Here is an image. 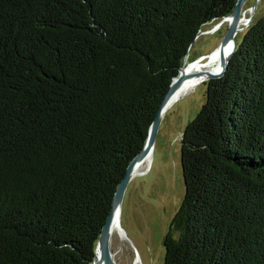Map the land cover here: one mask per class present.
<instances>
[{
    "label": "trees",
    "instance_id": "trees-1",
    "mask_svg": "<svg viewBox=\"0 0 264 264\" xmlns=\"http://www.w3.org/2000/svg\"><path fill=\"white\" fill-rule=\"evenodd\" d=\"M235 3L0 0V264L91 263L172 78ZM204 84L163 264H264V12Z\"/></svg>",
    "mask_w": 264,
    "mask_h": 264
},
{
    "label": "rangeland",
    "instance_id": "rangeland-1",
    "mask_svg": "<svg viewBox=\"0 0 264 264\" xmlns=\"http://www.w3.org/2000/svg\"><path fill=\"white\" fill-rule=\"evenodd\" d=\"M253 2L246 0L243 5L246 19L240 24L243 28L235 34L236 43L252 19L264 12V0H257L252 13ZM216 24L211 22L202 27L192 44L187 64L197 60L206 62L209 54L218 47L228 22L224 21L221 26ZM206 80L189 87L169 104L159 122L149 160L126 187L119 230L110 237L115 264H163L162 240L184 193L180 164L181 134L205 100Z\"/></svg>",
    "mask_w": 264,
    "mask_h": 264
},
{
    "label": "water",
    "instance_id": "water-1",
    "mask_svg": "<svg viewBox=\"0 0 264 264\" xmlns=\"http://www.w3.org/2000/svg\"><path fill=\"white\" fill-rule=\"evenodd\" d=\"M245 2H246V0H236L234 8L230 12V14L228 16L222 18L216 24V26H218L221 23H223L224 21L228 22L226 31H225L218 47L215 50H217V49L222 50L223 47L225 46V44L228 43L229 41H233V47H232L229 55L226 58H224L221 55L222 66L217 73L200 72V73L207 74V78H206L207 80L222 77L224 75L226 69H227L228 62H229L232 54L234 53V51L236 50V47H237V43L235 41V34L241 28H243V27H239V26L241 23V19L243 18L242 8H243V5L245 4ZM256 6H257V0H254L253 6H252V13L256 9ZM250 19L251 18H249L248 21ZM246 25L247 24L245 23V26ZM200 58H204V57L201 56ZM184 63H185V61L183 62V65L179 67L177 75H175L172 78L170 87L167 90L166 94L164 95L163 99L161 100V102L159 104V107L156 111V114H155L152 122L149 125L147 136L145 138V141H144V144H143L141 151L128 164L124 176L122 177V179L119 181V183L116 186V189H115L114 194H113L112 204H111L109 214L107 215L106 220L101 227V230H100L97 242H96L93 260L89 264H96L97 261L101 262L102 264H115L113 257H112V252L110 249V237H111V228H112L114 212H115V210H117L119 208L121 209V203L123 200V196H124L126 187L129 183L130 179L132 178V174L134 172V170H133L134 165L140 164L141 162H143L147 158V156L150 154L154 140H155V136L157 133V129L159 126V122L163 116V113L165 112V110L167 109L169 104L173 101L172 97L174 96L176 91L180 88L182 83L188 78L187 76H189V75L183 74ZM198 73L199 72L191 74L189 77H194Z\"/></svg>",
    "mask_w": 264,
    "mask_h": 264
},
{
    "label": "bare ground",
    "instance_id": "bare-ground-1",
    "mask_svg": "<svg viewBox=\"0 0 264 264\" xmlns=\"http://www.w3.org/2000/svg\"><path fill=\"white\" fill-rule=\"evenodd\" d=\"M245 19H246L245 16H243V18L241 19V23L240 24L244 23ZM235 41H236V39H235ZM232 47H233V41H229L228 43L225 44V46L223 47L222 50H218L217 49L214 52H212L211 54H209V56H208L209 58H208V60L206 62H200V60H197L195 62H190V63L187 64L186 59H185V63L186 64L184 63L183 74H186V75L190 76L191 74H194V73H197V72H199V73L196 76H194V77L187 76L188 78L182 83L180 88L176 91V93L172 97L173 100L176 99L182 92H184L189 87H191L194 84L199 83L201 80H205L207 78V74L200 73V72L217 73L220 70L221 66H222V64H221V55L224 58H226L229 55ZM149 157H150V154L147 156V158L143 162H141L140 164L134 165V167H133L134 172L132 174V177L141 171L142 166L149 160ZM119 219H120V208L115 210L114 215H113L111 236H112V234L114 232L119 230ZM121 236H124V234L121 235ZM121 239H123V238H121ZM96 264H102V263L97 261Z\"/></svg>",
    "mask_w": 264,
    "mask_h": 264
}]
</instances>
